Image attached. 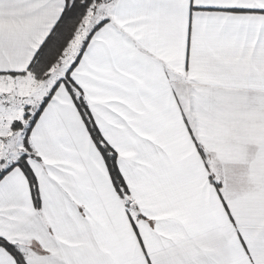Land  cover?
<instances>
[{
    "label": "snow or ice",
    "instance_id": "6c2138e0",
    "mask_svg": "<svg viewBox=\"0 0 264 264\" xmlns=\"http://www.w3.org/2000/svg\"><path fill=\"white\" fill-rule=\"evenodd\" d=\"M0 264H264V0H0Z\"/></svg>",
    "mask_w": 264,
    "mask_h": 264
}]
</instances>
